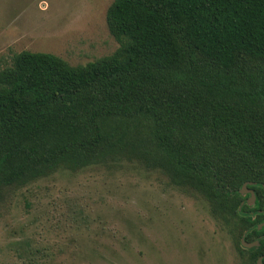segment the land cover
Wrapping results in <instances>:
<instances>
[{
  "label": "trees",
  "instance_id": "1",
  "mask_svg": "<svg viewBox=\"0 0 264 264\" xmlns=\"http://www.w3.org/2000/svg\"><path fill=\"white\" fill-rule=\"evenodd\" d=\"M106 21L120 43L109 56L73 66L23 51L0 68V200L62 169L138 162L204 199L256 264L264 0H114ZM245 233L259 246L242 248Z\"/></svg>",
  "mask_w": 264,
  "mask_h": 264
},
{
  "label": "rangeland",
  "instance_id": "2",
  "mask_svg": "<svg viewBox=\"0 0 264 264\" xmlns=\"http://www.w3.org/2000/svg\"><path fill=\"white\" fill-rule=\"evenodd\" d=\"M114 0H0V68L23 51L86 65L118 50ZM0 264H245L199 195L138 162L60 170L0 200Z\"/></svg>",
  "mask_w": 264,
  "mask_h": 264
},
{
  "label": "water",
  "instance_id": "3",
  "mask_svg": "<svg viewBox=\"0 0 264 264\" xmlns=\"http://www.w3.org/2000/svg\"><path fill=\"white\" fill-rule=\"evenodd\" d=\"M257 183H254V182H248V183H245L241 190H240V194L243 195V196H246V195H249V198L247 199V204L248 205H253L256 203V194H255V191L253 189H251L252 186H256ZM244 204V203H243ZM261 213H263V211H260ZM264 228V222H262L260 225H258V230H262ZM246 234L245 233L243 235V237L241 238V246L242 248L244 249H252L254 247H258L259 246V241H254V242H248L246 240ZM264 260V256H261L256 264H264L263 262Z\"/></svg>",
  "mask_w": 264,
  "mask_h": 264
}]
</instances>
